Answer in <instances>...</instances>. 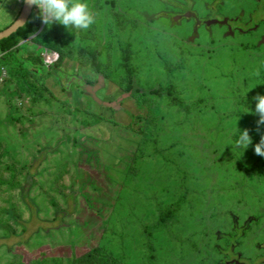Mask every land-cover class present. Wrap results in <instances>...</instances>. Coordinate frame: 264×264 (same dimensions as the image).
<instances>
[{
  "label": "rangeland",
  "instance_id": "374dc122",
  "mask_svg": "<svg viewBox=\"0 0 264 264\" xmlns=\"http://www.w3.org/2000/svg\"><path fill=\"white\" fill-rule=\"evenodd\" d=\"M24 1L0 0V32ZM263 1L87 0L95 23L78 32L33 6L0 50V264H150L151 244L157 264H264V124L245 104L264 94ZM167 65L185 106L160 96ZM248 225L225 263L223 235Z\"/></svg>",
  "mask_w": 264,
  "mask_h": 264
},
{
  "label": "trees",
  "instance_id": "16d2710c",
  "mask_svg": "<svg viewBox=\"0 0 264 264\" xmlns=\"http://www.w3.org/2000/svg\"><path fill=\"white\" fill-rule=\"evenodd\" d=\"M261 0H259L260 2ZM221 0H216V3H220ZM264 2V1H263ZM170 4L174 5V6H179L184 8L180 3L178 2H171ZM260 4V3H259ZM262 4V2H261ZM260 4V6H261ZM191 3L189 4V7H185V12L189 13L191 11L190 8ZM259 6L258 11L255 13V18H256V14L259 11L264 10V8H261ZM215 6L212 5V9H214ZM37 17H39V15L37 14ZM40 18V17H39ZM254 19V16H253ZM257 19V18H256ZM238 25L241 23V21L237 22ZM264 23V19H260L259 24ZM249 26H252L249 25ZM254 26V25H253ZM243 27V26H242ZM244 28V27H243ZM20 35V38H25L26 37V29L25 28H20L19 31L16 33V35ZM16 35L13 34L10 37L0 40V50L4 51V52H9L11 51V49L13 47H15L18 43V39L16 38ZM132 43L130 41L124 42L122 47H121V53H120V59H121V63L123 65V67L125 68L126 71V78H127V83H128V90L129 91H137L138 90V85L136 82V74H135V67L133 64V49H132ZM91 55L92 58V62L93 65L96 67V69H100V72H102L101 69V62L99 60V58L97 56H95L93 53L89 54ZM179 66V65H178ZM167 77H168V83L167 86L165 88L164 93H162L161 95L159 93H157L158 95L164 97V94H167L169 96H171L172 100L174 103L176 104H180L181 106H185V103L179 99L178 96V88L175 84V74L177 73V71L175 72V69L177 67L173 66V65H167ZM13 73L15 75H18L17 71H13ZM137 93V92H136ZM256 103L257 101L254 98H249L248 100L245 101V104L247 107H249L250 110L255 112V107H256ZM40 160V158L38 159V161ZM36 166V165H35ZM259 175L264 176V168H260L259 169ZM176 214V210L175 211H170L167 213H163L157 226H160L162 224H166L167 221L171 218L174 217ZM251 227L248 226H244V227H236L235 229H233L230 232H226L223 235V239L226 240L227 243V248L226 250V254L228 255L226 258L225 263H228L231 261V258H236V254H234V252L232 251V249H235V246H238V244L241 242V240L247 235L249 229ZM151 252H150V256H149V260H150V264H157L156 261V253H155V246H153L151 244L150 246ZM230 253V255H229ZM247 264H259L258 259L252 260L250 259L249 262Z\"/></svg>",
  "mask_w": 264,
  "mask_h": 264
},
{
  "label": "clouds",
  "instance_id": "9594fccd",
  "mask_svg": "<svg viewBox=\"0 0 264 264\" xmlns=\"http://www.w3.org/2000/svg\"><path fill=\"white\" fill-rule=\"evenodd\" d=\"M25 3L29 6L37 7L39 10L38 15L42 19V23L48 26H51L58 22L66 28L74 32H78L87 31L90 26L95 23L96 17L93 11L90 9L87 0H25ZM249 25L250 23L247 24V26ZM224 26L231 27L229 22ZM242 28L243 27L237 26L235 30L231 29L230 35H233L232 31H241L243 33H247L257 31L260 27L252 26V28L243 30ZM254 99L257 101L255 112L259 115V120L257 121V123L258 125L264 124V94H257ZM249 111L251 110H248L246 112ZM251 143L252 138L249 135V130L244 129L241 131L238 128V136L236 138L234 146L246 149ZM254 151L256 155L264 157V135L261 136L260 142L255 145Z\"/></svg>",
  "mask_w": 264,
  "mask_h": 264
},
{
  "label": "water",
  "instance_id": "95a60500",
  "mask_svg": "<svg viewBox=\"0 0 264 264\" xmlns=\"http://www.w3.org/2000/svg\"><path fill=\"white\" fill-rule=\"evenodd\" d=\"M32 10H33V6L27 5L24 1L21 13H20L19 17L17 18V20L11 26H9L8 28H6L5 30L0 32V40H3V39L10 37L14 33H16L23 25H25L27 20L29 19L30 15H31V13H32ZM188 15L197 20V29L196 30H198L199 26L201 24H203L204 21H201L196 14H192V15L188 14ZM205 23L208 26H211L214 24L226 25V24H228V20L227 19H225L224 21L212 20V21H207ZM78 82H80V81L78 80ZM87 89L93 90V92L95 91V89H92V88H87Z\"/></svg>",
  "mask_w": 264,
  "mask_h": 264
},
{
  "label": "flooded vegetation",
  "instance_id": "af4514ba",
  "mask_svg": "<svg viewBox=\"0 0 264 264\" xmlns=\"http://www.w3.org/2000/svg\"><path fill=\"white\" fill-rule=\"evenodd\" d=\"M11 26V25H10Z\"/></svg>",
  "mask_w": 264,
  "mask_h": 264
}]
</instances>
